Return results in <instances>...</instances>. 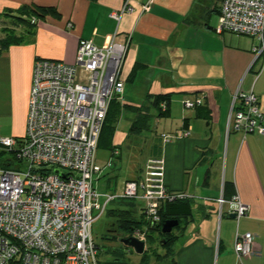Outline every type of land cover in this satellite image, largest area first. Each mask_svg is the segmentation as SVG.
<instances>
[{"label":"crops","instance_id":"crops-1","mask_svg":"<svg viewBox=\"0 0 264 264\" xmlns=\"http://www.w3.org/2000/svg\"><path fill=\"white\" fill-rule=\"evenodd\" d=\"M143 1L131 0L133 11L115 19L111 13L124 0H0V16L10 19L3 13L23 5L51 6L58 12L34 18L32 32L21 26L16 31L23 42L0 54V137L25 135L37 59L74 63L80 39L101 48L112 39L125 42L119 78L128 98L126 84L132 82L144 90L151 106L153 95L170 93V114L172 102L197 96L202 100L200 107L182 110L179 135L162 139L164 155L154 157L164 161L167 188L185 194L192 208L181 229H185L183 246L172 255L158 257L155 264H169V260L171 264H264V135L226 131L237 89L252 91L264 111V55L255 58L254 38L216 31L221 0H154L141 12ZM184 127L187 136H181ZM109 143L103 147L109 150L108 157L103 163L97 160L99 164L111 157ZM184 143L185 157L175 159L173 146ZM179 168L185 169V179L173 174ZM225 185L228 196L237 194L248 206L244 216H232L227 204L218 214ZM245 232L253 237L254 253L238 261L234 241Z\"/></svg>","mask_w":264,"mask_h":264},{"label":"built area","instance_id":"built-area-1","mask_svg":"<svg viewBox=\"0 0 264 264\" xmlns=\"http://www.w3.org/2000/svg\"><path fill=\"white\" fill-rule=\"evenodd\" d=\"M124 0L111 16L118 19L133 11ZM154 0L139 3L147 11ZM218 33L254 38L255 58L264 55V0H221ZM127 43L111 40L101 48L86 39L78 42L75 62L39 58L33 66L23 137H0V264H97V247L91 233L93 221L119 198L143 200L144 219L150 227L159 223L160 205L185 197L164 182V161L151 158L138 180H127L121 194L100 193L94 180L112 165L115 149L102 165L96 152L99 135L111 100L121 95L119 74ZM202 103L201 97L183 100L186 108ZM164 108V105L161 104ZM162 108V109H163ZM264 135V111L257 96L237 89L226 131ZM189 131L183 130L181 136ZM165 141L171 138L163 134ZM236 218L248 211L237 194L218 198ZM93 211H98L93 215ZM145 241V232L130 236ZM238 261L253 251L251 233L237 234L233 246Z\"/></svg>","mask_w":264,"mask_h":264},{"label":"rangeland","instance_id":"rangeland-1","mask_svg":"<svg viewBox=\"0 0 264 264\" xmlns=\"http://www.w3.org/2000/svg\"><path fill=\"white\" fill-rule=\"evenodd\" d=\"M13 26L14 23L10 18L0 16V36L3 33L2 29L10 31ZM17 29H21V27H17ZM136 84L132 82L126 84V87L130 90L129 98L123 92L120 98L115 97L112 101L111 107L116 109V118L113 116L109 120V126L105 127V134L111 131L110 137L112 136L113 140L112 138L109 139L110 137H105L97 148L96 158L99 163H103L108 157L109 150L107 147L103 148L108 146L106 144L108 141L110 142L109 146L112 145V148L115 147L119 152L118 156L112 158V165L107 167L98 179L94 180V188L101 195V203L106 199L105 193L119 195L123 191L126 180H138L142 176L146 161L149 158H154L159 154L161 156L164 155L165 146L163 141L165 142V140L163 134L171 135L172 137L179 135L177 128H179L180 116L182 110L185 112L183 104L172 102L170 116L159 117L157 111L148 103L144 90ZM134 105L150 107L146 125L136 132L131 131L136 114L128 107ZM185 149V143L174 145L175 159L182 160V157H185ZM172 172L174 175L176 174L177 178L183 176L185 179V169L179 168ZM142 205L143 200L141 199L117 197L110 201L106 206V210L96 217L92 223L91 233L97 246V264L143 263L144 254L136 253L132 247L126 246L120 241L121 238L128 236V232L119 228L116 216L107 213L108 209L131 210L132 216L142 223L140 228L145 230L146 223L140 214ZM97 214L98 211H93L94 216ZM184 222L182 220L178 227L172 228L171 234L183 233L173 243L171 247L173 252L180 249L185 242V229L181 230L182 226H185ZM169 248L160 243L158 232L149 234L145 243V255H149L150 258L146 264H155V259L165 256ZM169 264H171V260H169Z\"/></svg>","mask_w":264,"mask_h":264},{"label":"trees","instance_id":"trees-1","mask_svg":"<svg viewBox=\"0 0 264 264\" xmlns=\"http://www.w3.org/2000/svg\"><path fill=\"white\" fill-rule=\"evenodd\" d=\"M50 13L53 15H57L58 12L54 7H41V6H31V5H23L21 6L17 11H7L6 16H10L11 20L14 23V26L12 27V30L2 29V35L0 36V54L1 52L6 49L10 45L14 44H21L24 40L23 35L21 33H17L16 28L24 26L25 32H32L33 26L35 23V19L32 18H39L43 17L44 14ZM32 19V20H31ZM34 20V21H33ZM29 28V29H28ZM27 32V33H28ZM115 98H113L109 104L103 126L101 128V132L98 139L97 148L100 145L101 140L103 137L109 138L111 131L108 134H105V127L109 126L108 122L109 120L115 115V110L112 109L111 104L112 101ZM170 103H171V94L170 93H159L152 96V106L156 109L159 117H169L170 116ZM161 104L164 105V108L161 106ZM202 103L196 107H200ZM130 108H132L130 106ZM163 108V109H162ZM195 108V107H194ZM133 111L136 113L135 120L133 121L131 131L136 132L139 131L142 126L146 125L149 115L147 110L144 108V106L141 107H135L133 108ZM185 130V127H184ZM113 147V146H112ZM111 150H115V147ZM5 151H0V164L7 165L5 163ZM118 156V155H117ZM226 199L230 198L232 195L228 196V192L226 189V185L224 186V195ZM191 202L187 196L182 198H176L175 200H167L164 201L158 210L160 220L159 223L154 226L150 227V224L146 222L144 219V214L142 211V207L140 208V214L142 218L144 219L146 223V229L142 230L141 224L139 220L135 219L132 216L131 210H121V209H108L107 213L113 214L118 218V226L121 229H124L126 232H128V236H130L135 230H140L145 232V243L146 238L149 234H152L153 232H158L160 237V243L164 246H167L168 255H172L173 251L171 249L172 244L175 242V240L179 237L180 233L178 234H171L172 230L169 233H163L161 231L163 223L168 219H178V224L175 227H178L180 225V222L183 220L185 221L189 216H191ZM97 247V246H96ZM142 254H144V261L147 260L149 255H145L146 251H144ZM166 254V255H167Z\"/></svg>","mask_w":264,"mask_h":264},{"label":"water","instance_id":"water-1","mask_svg":"<svg viewBox=\"0 0 264 264\" xmlns=\"http://www.w3.org/2000/svg\"><path fill=\"white\" fill-rule=\"evenodd\" d=\"M234 216V214H232ZM178 224V219H168L166 220L163 225L161 231L163 233H169L173 227ZM120 241L126 245L130 246L134 249V251L138 254H142L145 251V241L140 240L136 237H123Z\"/></svg>","mask_w":264,"mask_h":264}]
</instances>
